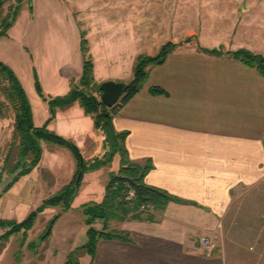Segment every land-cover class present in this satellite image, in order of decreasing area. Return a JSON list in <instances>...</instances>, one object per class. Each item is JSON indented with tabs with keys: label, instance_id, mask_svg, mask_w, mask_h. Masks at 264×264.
<instances>
[{
	"label": "crops",
	"instance_id": "0c3cea01",
	"mask_svg": "<svg viewBox=\"0 0 264 264\" xmlns=\"http://www.w3.org/2000/svg\"><path fill=\"white\" fill-rule=\"evenodd\" d=\"M16 22L2 37L13 40ZM105 32L98 45L101 56L96 58L89 47L98 83L108 81L97 77L98 69L124 62L119 50L123 43ZM254 36L236 30L218 44L222 48L200 42L175 48L162 64L149 67L142 88L118 109L112 127L127 132L128 158L136 163L150 160L145 183L176 201L153 210L151 219L108 221L116 224L106 225L105 231L124 237L99 238L94 255L84 256L87 264H264V77L228 53L244 48L264 55L255 48ZM81 71L80 65L79 74L64 72V85L47 91L53 97L66 94L70 80L77 81ZM151 86L166 94L152 95ZM42 89L45 94L43 84ZM48 127L64 138H76L78 147L87 140L91 151L96 146L93 120L78 103L57 108ZM69 173L67 178L73 177L74 169ZM261 216L254 224L241 223L243 217ZM93 226L100 230L104 225ZM202 236L217 240L216 246L202 245ZM252 245L258 250H251Z\"/></svg>",
	"mask_w": 264,
	"mask_h": 264
},
{
	"label": "rangeland",
	"instance_id": "374dc122",
	"mask_svg": "<svg viewBox=\"0 0 264 264\" xmlns=\"http://www.w3.org/2000/svg\"><path fill=\"white\" fill-rule=\"evenodd\" d=\"M16 4L15 0H6L0 20L8 13L10 5ZM16 20L13 40L0 37V61L8 65L20 80L33 107L36 125L47 121L50 110L36 92L34 73L42 81L46 96L53 97L49 91L57 83H63L64 72L79 74V66L83 64L81 33L87 40L88 49L90 45L93 47L96 58L103 53L98 50L103 31L108 32L104 34L107 38L121 40L124 47L120 46L119 50L124 62H114L112 66L97 71V77L102 80L107 78L121 83L129 79L131 63L134 65L138 55L153 56L167 42L174 43L175 48L187 43L198 45L199 42L222 48L218 44L227 42L230 33L246 29L255 35V48L264 52V0H23ZM112 27L114 31L110 30ZM228 53L231 55V51ZM104 65L98 63V67ZM0 99L4 100L1 95ZM43 109L47 111L45 116ZM3 113H0V219L19 222L45 199L71 183L73 177L67 176L73 169L76 171L77 163L68 147L41 142L43 151L39 165L4 192L13 178L3 170V159L13 130V114L4 109ZM48 129L56 133L55 129ZM105 141L104 135L98 133L93 151L89 148L90 140L77 147L83 148L81 152L85 160L108 161L112 147ZM118 160L119 155L114 154L110 163L97 170H88L86 166L77 194L67 211L62 212V204L46 205L37 212L29 230L7 239L2 236L8 228H0V264H64L67 254L87 241L82 207L103 199L111 172L120 166ZM44 167L52 170L46 172ZM60 213L50 234L40 240L52 218ZM256 219H262V216L243 217L241 223L251 225ZM95 224L104 225L100 221ZM250 248L258 250L253 245ZM261 249L259 252L263 255ZM88 255L83 252L79 264H87L88 258L84 256Z\"/></svg>",
	"mask_w": 264,
	"mask_h": 264
},
{
	"label": "trees",
	"instance_id": "16d2710c",
	"mask_svg": "<svg viewBox=\"0 0 264 264\" xmlns=\"http://www.w3.org/2000/svg\"><path fill=\"white\" fill-rule=\"evenodd\" d=\"M5 1L0 0V12ZM15 1L17 4L10 5L8 13L0 20V37L5 36L7 31L14 25L21 10L23 0ZM81 36L82 72L77 81L70 80V88L66 94L46 97L38 76L34 73L36 92L47 103L50 110L49 118L39 127L34 125L30 102L20 80L8 65L0 61V95L4 99H0V113H3L4 109L5 112L11 111L13 114L11 140L8 151L3 159V170L13 175V178L3 191L6 192L20 177L31 173L39 165L43 151L41 142L52 145L55 143L61 147H68L77 163L71 183L45 199L40 206L30 212L23 220L17 222L0 219V228H8L2 236L3 238L7 239L10 235L29 230L37 212L42 211L46 205L57 206L62 204V212L67 211L71 206L72 199L77 194L78 188L75 187L74 182L77 173L80 171V155L83 156V154L73 140L64 138L47 128L50 120L54 118L57 108L65 109L78 103L83 113L92 118L94 130L104 135L105 144L111 143L112 151H110L111 155L108 157V161L98 158L89 161L83 158L82 174L86 166L88 170H97L110 163L114 154L119 155L120 166L117 171L111 172L105 186L103 199L98 203L87 204L82 207L84 223L87 225V241L77 249L70 251L64 264H79L78 260L83 252H87L90 256H93L99 238H123L124 235L121 232L105 231L108 221H121L126 218L151 219L153 210H162L169 202L176 201L175 197L166 191L145 183L144 178L152 167L150 160H146L143 163L130 161L124 143L127 132H115L112 127V118L118 109L136 95L148 79L149 67L162 64L167 54L174 50L176 45L167 42L153 56L138 55L132 67V78L128 82L123 83L119 101L109 108L100 100V83L96 82L94 78V64L89 54L87 40L83 37L82 33ZM205 51L217 53L216 50ZM231 55L244 64L254 67L264 77V56L262 54L241 48L231 52ZM149 91L152 95L166 94L165 90L156 86H151ZM44 170L47 172V169ZM130 192H133L132 196H129ZM60 216L61 213L56 214L52 218V220L54 219L53 222ZM97 221L103 222L104 226L102 230L98 231L93 227Z\"/></svg>",
	"mask_w": 264,
	"mask_h": 264
},
{
	"label": "water",
	"instance_id": "95a60500",
	"mask_svg": "<svg viewBox=\"0 0 264 264\" xmlns=\"http://www.w3.org/2000/svg\"><path fill=\"white\" fill-rule=\"evenodd\" d=\"M99 89L101 91L100 100L106 107L114 106L120 99L123 89V83L121 82H114V81H103L100 83ZM80 171L77 173L75 178L74 185L76 188L79 187V183L82 177V166H83V156L80 155ZM54 219L50 222L48 229L46 230L45 234L40 238H46L52 228Z\"/></svg>",
	"mask_w": 264,
	"mask_h": 264
},
{
	"label": "built area",
	"instance_id": "2783aa9c",
	"mask_svg": "<svg viewBox=\"0 0 264 264\" xmlns=\"http://www.w3.org/2000/svg\"><path fill=\"white\" fill-rule=\"evenodd\" d=\"M132 195H133V192H130L129 196H132ZM200 243L210 249H213L216 246L214 240L207 236L200 237Z\"/></svg>",
	"mask_w": 264,
	"mask_h": 264
}]
</instances>
